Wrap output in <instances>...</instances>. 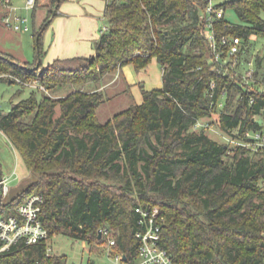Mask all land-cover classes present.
<instances>
[{
  "label": "trees",
  "instance_id": "trees-1",
  "mask_svg": "<svg viewBox=\"0 0 264 264\" xmlns=\"http://www.w3.org/2000/svg\"><path fill=\"white\" fill-rule=\"evenodd\" d=\"M56 4H44L50 10L33 64L0 51V80L13 74L47 89H33L0 114V130L32 179L18 199L2 198L0 217L16 214L28 197L41 194L40 217L50 231L48 241L1 252L0 264H68L65 255L48 254L52 237L94 245L108 242L100 238L103 229L116 240L118 253L134 260L139 207L160 208L162 245L180 263L264 264V151L231 147L210 137V128L195 129L201 120L212 122L244 142H250L247 132L264 130L259 85L246 90L241 77L215 69L202 17L208 0H107L108 29L95 42V53L44 67L41 39L58 13L53 16ZM220 6L234 9L240 23L219 19L218 37H241L247 53L249 39L264 36V0H224ZM153 58L162 64L163 86L145 90L142 103L107 123L97 116L104 102L98 91L64 99L47 93L68 83H99L127 64L142 70ZM257 62L261 68L260 54ZM256 77L264 82V74Z\"/></svg>",
  "mask_w": 264,
  "mask_h": 264
},
{
  "label": "rangeland",
  "instance_id": "rangeland-1",
  "mask_svg": "<svg viewBox=\"0 0 264 264\" xmlns=\"http://www.w3.org/2000/svg\"><path fill=\"white\" fill-rule=\"evenodd\" d=\"M25 1L26 0H12V4L16 9H11L2 0H0V51L12 55L20 62L24 61L28 62L29 64H33L37 57H39L37 36L39 33H42V24L44 21L41 15L44 17L48 16L50 9L44 5L46 0H41L39 7L35 12L33 9L27 10L24 7ZM91 1L92 0H89V2L86 1V3H83L80 0L79 4L81 7L84 5L88 12H102L104 10L105 0H94L93 3ZM223 1L224 0H221L220 2ZM17 16L27 18V21L23 23V26L28 25L29 31H17L6 23V17H9L13 22ZM225 17L230 22L240 23L238 15L232 8H228L226 10ZM106 25V20L104 18L101 19L99 34H102L101 29L103 30ZM49 33V29H45V31H43L41 41L44 46ZM259 54L263 57L262 67L259 69L260 74L263 76L264 36L253 35L249 39L248 51L244 58H255L257 61V56ZM44 60L45 55L43 62ZM133 68L135 75L137 77L139 76L142 81L154 82L152 85L154 88L163 86V67L157 58H153L145 69L136 70L134 66ZM125 71L126 69H124V75L126 74ZM118 72L119 69L116 72L107 74L99 83H68L47 93L53 99H64L77 92L92 93L98 91L102 94L104 102L98 107L97 116L100 122L107 123L116 114L127 110L135 104L142 103L143 95L141 94V89H146V87L137 85L136 89L132 90L133 95L131 94L126 96L122 93V96L118 94L114 97V94L119 91L118 89H120L118 88V84L122 81L121 78V81L119 80L117 84L114 83ZM5 78L4 80H0V113H8L11 110L14 102L29 97L32 91V89L22 88L21 85L15 81L13 82L11 78L10 82L6 81ZM104 84L108 86L107 89L102 90L101 86ZM115 84L116 87H114ZM60 111L61 110L58 107V116L60 115ZM258 119L264 126V117H259ZM209 123L211 124L212 122ZM199 130L200 128L198 131ZM253 134L255 135V132H253ZM208 135L221 143H228L231 147H236L239 143V141L234 140L232 136L224 133V131L216 127L215 124L209 129ZM0 164L2 166L3 174L8 176L6 183L10 188V193L5 197H8V200H16L19 198L18 196L22 193V191L28 187L32 179L29 176L27 177L28 169L22 155L14 146L9 143L7 137L1 130ZM104 183L115 184V182L111 180L104 181ZM50 244L53 254L65 255L67 257L68 264H126L125 261L118 262L116 260V256L118 254L117 248L110 246L106 240L92 245L83 240L75 239L63 234H57L52 237Z\"/></svg>",
  "mask_w": 264,
  "mask_h": 264
},
{
  "label": "built area",
  "instance_id": "built-area-1",
  "mask_svg": "<svg viewBox=\"0 0 264 264\" xmlns=\"http://www.w3.org/2000/svg\"><path fill=\"white\" fill-rule=\"evenodd\" d=\"M2 1L11 9H16L12 4V0ZM220 1L208 0V5L202 16L208 26L205 31V37L213 52L215 69L226 75L233 74L236 77H241L243 82L249 85L246 90L257 91L256 86L259 85L258 91L264 93V82L256 77V72H260V68L257 67L258 62L255 58H244L246 51L243 49V39L238 36L226 35L221 38L218 37L214 24L219 19H222L226 13L225 8L220 6L222 3ZM35 5L36 0H26L24 7L30 10L34 9ZM26 21L27 18L21 16H17L13 22L9 17H6V23L17 31H29L28 25L23 26ZM107 29L108 27H105L103 31ZM2 76L11 78L24 88L47 91L39 80H28L13 74ZM251 102H254L253 97H251ZM203 127L212 128V125L204 120L199 121L195 125L196 130ZM246 137L250 142L239 141L238 145L264 151V130L255 132V135L253 132H247ZM6 182L7 179L2 177L0 185L2 186L3 197L7 196L10 190ZM43 203V195L33 194L18 206L16 214L0 217V253L20 243L33 245L50 240V231L44 226L40 217ZM136 211L140 214L139 228L135 233L139 242L138 254L134 260H131L127 255L118 253L116 260L118 262L125 261L126 264H183L178 262L169 250L162 245V225L165 218L161 215L160 208L144 209L139 207L136 208ZM102 232L103 235L108 237L109 245L115 246L116 240L111 237L109 230L103 229ZM52 251L50 246L48 254H52Z\"/></svg>",
  "mask_w": 264,
  "mask_h": 264
},
{
  "label": "crops",
  "instance_id": "crops-1",
  "mask_svg": "<svg viewBox=\"0 0 264 264\" xmlns=\"http://www.w3.org/2000/svg\"><path fill=\"white\" fill-rule=\"evenodd\" d=\"M80 0H63L59 6L57 15L52 18L50 24L46 29L50 30L49 36L46 38L45 46L43 45V52L45 60L43 66H49L59 59H71L76 57L87 58L95 53V42L100 38L99 34L101 19H105V11L107 6V0H105L104 10L98 12H88L86 8L81 7ZM83 3L89 0H81ZM94 0L91 2L93 3ZM25 4V2H24ZM45 20L47 16L41 15ZM44 22V21H43ZM45 31V29H44ZM26 32V31H25ZM102 33V29H101ZM44 58V56H43ZM23 65H29L28 62H21ZM132 65V64H131ZM123 66L119 69L118 75L114 83H118L119 91L114 94V97L122 93L126 96L133 95L134 89L137 85L146 87L141 89V94L146 90L154 89V82L142 81L139 76L134 73L133 65ZM129 66V67H128ZM124 69L126 74L124 75ZM147 72V71H145ZM113 83V84H114ZM116 84L114 87H116ZM108 85L101 86L102 90L107 89ZM110 88V87H109ZM158 88V87H155ZM111 98V97H110ZM10 143V142H9ZM11 144V143H10ZM12 145V144H11ZM13 146V145H12ZM29 176V171L27 177ZM7 179V175L3 174L2 166L0 164V181L1 179ZM30 177V176H29ZM2 196V186L0 185ZM10 193V190H9ZM8 193V194H9Z\"/></svg>",
  "mask_w": 264,
  "mask_h": 264
},
{
  "label": "water",
  "instance_id": "water-1",
  "mask_svg": "<svg viewBox=\"0 0 264 264\" xmlns=\"http://www.w3.org/2000/svg\"><path fill=\"white\" fill-rule=\"evenodd\" d=\"M51 1H52V0H46V3L51 4ZM60 1H61V0H57V4H56V7H55V10H54L53 15H55V14L57 13L58 8H59V6H60ZM1 56L4 57L3 55H1ZM39 67H40V62H38V64L35 66V69H38ZM11 82H12V81H11ZM0 114H1V113H0ZM2 198H3V193H2V196H1V198H0V204H1ZM102 235H103V232H102V230H100V238L102 237ZM125 258H126V257H125Z\"/></svg>",
  "mask_w": 264,
  "mask_h": 264
}]
</instances>
